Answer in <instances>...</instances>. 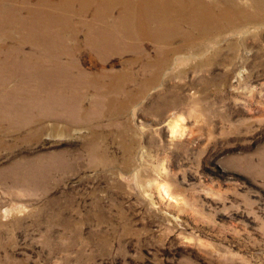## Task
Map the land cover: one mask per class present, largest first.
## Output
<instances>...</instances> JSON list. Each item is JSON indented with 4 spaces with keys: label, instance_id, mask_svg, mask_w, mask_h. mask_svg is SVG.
I'll return each mask as SVG.
<instances>
[{
    "label": "rangeland",
    "instance_id": "1",
    "mask_svg": "<svg viewBox=\"0 0 264 264\" xmlns=\"http://www.w3.org/2000/svg\"><path fill=\"white\" fill-rule=\"evenodd\" d=\"M102 2L77 41L0 13V264H264V17L158 71Z\"/></svg>",
    "mask_w": 264,
    "mask_h": 264
},
{
    "label": "bare ground",
    "instance_id": "2",
    "mask_svg": "<svg viewBox=\"0 0 264 264\" xmlns=\"http://www.w3.org/2000/svg\"><path fill=\"white\" fill-rule=\"evenodd\" d=\"M7 1L9 3L5 5L0 0V13L13 15L18 8L28 15L25 21L19 20L17 25H26L29 30L56 29L64 34L70 33L71 40L77 41V34L83 27L102 29L101 25L108 23L106 20L103 24L107 14L102 9H97V14L92 13L93 22L88 19V13L95 6L93 0ZM246 1L248 7L238 0H103L102 5H110L114 12L117 10L123 14L120 28L123 39L128 41L129 49H133L131 44L137 41H156L173 46L155 59L154 65L159 71L170 64L186 61L183 54L189 51H193L192 55H197L203 41L207 38L213 41L219 34L218 31L221 33L227 29H245L252 24H262L264 0ZM126 8L129 10L126 11ZM12 18L5 22H10ZM105 45L110 44H104L103 47ZM101 86L107 91H120L124 87L118 77H113L111 82L102 80ZM42 121L43 118L37 120Z\"/></svg>",
    "mask_w": 264,
    "mask_h": 264
}]
</instances>
